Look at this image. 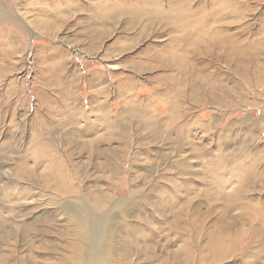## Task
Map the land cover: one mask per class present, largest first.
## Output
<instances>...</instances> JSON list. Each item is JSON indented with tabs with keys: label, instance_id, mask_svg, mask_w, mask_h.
Listing matches in <instances>:
<instances>
[{
	"label": "rangeland",
	"instance_id": "374dc122",
	"mask_svg": "<svg viewBox=\"0 0 264 264\" xmlns=\"http://www.w3.org/2000/svg\"><path fill=\"white\" fill-rule=\"evenodd\" d=\"M225 1L193 0L192 11ZM14 3L0 31V257L74 264L82 231L72 207L98 222L92 248L81 250L88 264H264V0L231 1L242 14L229 33L262 49L248 74L196 56L229 94L195 103L185 82L175 108L166 80L180 77L175 68H131L169 36L128 41L134 30L109 25L93 47L80 35L88 11L40 30L34 22L53 17ZM51 162L65 177L58 188Z\"/></svg>",
	"mask_w": 264,
	"mask_h": 264
},
{
	"label": "bare ground",
	"instance_id": "6f19581e",
	"mask_svg": "<svg viewBox=\"0 0 264 264\" xmlns=\"http://www.w3.org/2000/svg\"><path fill=\"white\" fill-rule=\"evenodd\" d=\"M14 1L15 0H0V31L3 30L7 22L5 13H11L14 10L16 4ZM59 1L60 3L58 0H17L18 5L31 6L38 15L53 17L51 22H43L39 19L35 21L34 26L40 30L42 28L57 30V26L60 27L68 24L66 17H69L75 12L80 13L82 11H88L87 17L83 19V22L87 24V29L81 31L80 35L85 37L87 43L93 47H97L101 40L111 33L109 31L112 29L107 27L109 25L113 27L115 25H123L124 23L128 31L134 30L132 34L125 38L128 41L132 40L137 42L138 40L148 38L152 34H156L158 38L165 35L169 36L167 43L160 47L162 50L149 48L140 51L133 59L142 60L144 58L146 62L143 64L139 61L132 62L131 68L139 71L150 70L153 64H158L161 68H175L174 71L179 74L180 77L174 79L172 75H169L166 79L167 82L170 83V95L167 97L171 98V108H175L179 105L178 99L183 93L181 86L183 83L186 84L187 82L191 89L190 99L195 103L201 100L204 102L217 103L222 98V95L229 94V92L223 91L224 89L220 90L215 83L217 79L215 77L219 78L221 75H215V72H212L213 75H211V73L207 75L205 73L207 66L199 67L191 60L194 57H212L214 60L223 59L226 62L234 64L236 72L243 75L249 72L247 64L252 61L251 57L253 56L255 57L253 60H257L256 57L264 54H261L262 49L260 48H255L250 52V45L247 41L236 43L235 35L229 33L227 28L230 23H234L233 16L242 14L240 6L237 8L239 14H234V9H232L231 6L232 0H227L218 5H216L215 2L213 5L210 3V7L208 8H205V6L200 8L198 6L199 8L193 11V0H125L123 2H119V0H103L97 3H90L88 1H84L83 3L80 0ZM230 16L232 18H230ZM222 19H224V23L221 22ZM57 23H60V25H57ZM223 26H225L224 29ZM6 33L9 34L7 31ZM3 37L10 39L11 35H3ZM260 37H264V29ZM166 52L167 54H165ZM177 52H181V54L177 55ZM52 56L55 57L56 55H51V57ZM65 61L66 60H63V63ZM59 65L60 66H57L54 70L52 69V73L55 71V73L61 74L60 72H56L63 66L62 64ZM59 80L62 81L61 77ZM97 94L96 98L102 96V94H104V89H100ZM101 105H103V103H101ZM62 109L64 108L62 107ZM51 110L57 112V109ZM122 110L123 111L118 113V116L127 113L124 107ZM173 110L174 109H172V113ZM69 115L70 117H74V119L82 118L79 113H73V116L72 114ZM172 117V120H174L175 116ZM87 125L91 128L93 127L90 123ZM113 137L114 134L109 133L106 138L109 139ZM43 154L44 151L38 152V156H42ZM48 168H50L48 169L51 177L50 182L53 184V187L56 186L58 188L65 180L61 168L54 162H51ZM68 210L71 212L74 211L77 214V222L81 226L79 232L82 231L76 236L78 243L74 245V255L77 259L74 264H88L85 253L81 252V250L83 247L90 245L95 238L98 231V222L94 215L86 214V209H73L71 207ZM27 228H29L27 224L22 225L24 231H26ZM28 232H30L29 229L27 230V233ZM232 246L233 245H228L227 248L224 247L220 249V251L223 252L224 249L227 251L231 250L234 247ZM90 247L92 248V244ZM31 248L35 249V247L30 245V253H32ZM0 264H26V261L23 259L14 260L12 256H6L0 257ZM28 264L34 263L28 260ZM92 264H96V261H93Z\"/></svg>",
	"mask_w": 264,
	"mask_h": 264
}]
</instances>
